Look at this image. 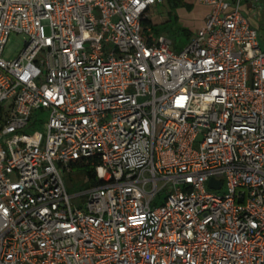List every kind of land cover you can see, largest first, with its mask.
Returning <instances> with one entry per match:
<instances>
[{"label":"built area","instance_id":"obj_1","mask_svg":"<svg viewBox=\"0 0 264 264\" xmlns=\"http://www.w3.org/2000/svg\"><path fill=\"white\" fill-rule=\"evenodd\" d=\"M243 1L264 3L199 0L177 51L144 32L164 0H0V264H264V48ZM73 164L97 182L71 195Z\"/></svg>","mask_w":264,"mask_h":264},{"label":"rangeland","instance_id":"obj_2","mask_svg":"<svg viewBox=\"0 0 264 264\" xmlns=\"http://www.w3.org/2000/svg\"><path fill=\"white\" fill-rule=\"evenodd\" d=\"M242 3L245 4L244 1ZM209 11L210 8L201 4L199 0L167 1L163 5H158L156 9L149 10L148 19L151 20L154 26L150 32L145 30L144 32L148 36H153L154 39L158 35H165L173 41V48L180 51L188 41L194 38L197 30L202 25L201 21ZM244 15L257 29L259 42L264 48V13L253 9L250 14L247 10H244ZM145 27L150 26L144 24L143 28ZM24 41L25 38L22 34H11L5 45L4 58L11 59L17 56L23 48ZM44 125V123L38 124L37 129L43 130ZM88 170H93V167L84 164H73L64 172L63 177L69 194L74 195L83 192L91 186L92 183L87 178ZM225 191L226 189L223 187L216 192L221 195ZM165 196L164 192L158 195L152 206L161 204ZM73 201L79 202L78 199Z\"/></svg>","mask_w":264,"mask_h":264},{"label":"crops","instance_id":"obj_3","mask_svg":"<svg viewBox=\"0 0 264 264\" xmlns=\"http://www.w3.org/2000/svg\"><path fill=\"white\" fill-rule=\"evenodd\" d=\"M167 1H168V0H164V2H163L162 4H158V5H163L165 2L167 3ZM158 5H156L155 7H153V9H156ZM259 6H260V7L257 8V12L264 13V3L260 4ZM151 9H152V8H151ZM242 10H243V12H244V10H247V12H248L249 14H250V12L252 11V10H250V9L248 8V3H246V2H245V4H243V6H242ZM205 16H206V15H205ZM204 19H205V17H204L203 20L201 21L202 24H203ZM249 22H250V20H249ZM250 25H251L253 28H255L251 22H250ZM145 28H147V27H145ZM145 28H144V29H145ZM255 29H256V28H255ZM256 30H257V29H256ZM257 33H258V32H257Z\"/></svg>","mask_w":264,"mask_h":264},{"label":"trees","instance_id":"obj_4","mask_svg":"<svg viewBox=\"0 0 264 264\" xmlns=\"http://www.w3.org/2000/svg\"><path fill=\"white\" fill-rule=\"evenodd\" d=\"M171 0H168V2H170ZM174 2H178V1H180V0H173ZM149 25L150 27H151V29L153 28V24H152V22H151V20H149V19H145L144 21H143V25ZM87 178H88V180H90L91 181V183H96L97 182V180L95 179V175H94V172L92 171V170H88L87 171Z\"/></svg>","mask_w":264,"mask_h":264},{"label":"water","instance_id":"obj_5","mask_svg":"<svg viewBox=\"0 0 264 264\" xmlns=\"http://www.w3.org/2000/svg\"><path fill=\"white\" fill-rule=\"evenodd\" d=\"M208 185L211 188H219L220 185H221V182H216L215 180L210 179L209 182H208Z\"/></svg>","mask_w":264,"mask_h":264}]
</instances>
